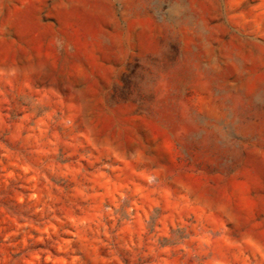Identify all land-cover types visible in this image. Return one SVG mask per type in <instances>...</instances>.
Segmentation results:
<instances>
[{"label":"rangeland","instance_id":"374dc122","mask_svg":"<svg viewBox=\"0 0 264 264\" xmlns=\"http://www.w3.org/2000/svg\"><path fill=\"white\" fill-rule=\"evenodd\" d=\"M0 264H264V0H0Z\"/></svg>","mask_w":264,"mask_h":264}]
</instances>
